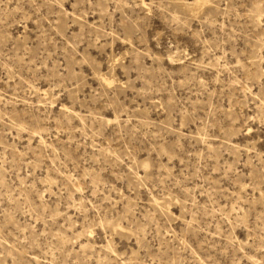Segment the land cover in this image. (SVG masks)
I'll list each match as a JSON object with an SVG mask.
<instances>
[{
    "label": "rangeland",
    "instance_id": "1",
    "mask_svg": "<svg viewBox=\"0 0 264 264\" xmlns=\"http://www.w3.org/2000/svg\"><path fill=\"white\" fill-rule=\"evenodd\" d=\"M202 1L0 0V264H264V0Z\"/></svg>",
    "mask_w": 264,
    "mask_h": 264
},
{
    "label": "bare ground",
    "instance_id": "2",
    "mask_svg": "<svg viewBox=\"0 0 264 264\" xmlns=\"http://www.w3.org/2000/svg\"><path fill=\"white\" fill-rule=\"evenodd\" d=\"M196 2H197L196 6H198V4H199L200 2H203V1H202V0H196ZM142 4H144V2H142ZM124 34H125L126 36H128V39L131 38V33L128 31V29H124Z\"/></svg>",
    "mask_w": 264,
    "mask_h": 264
}]
</instances>
